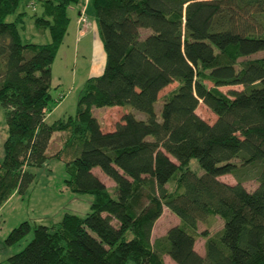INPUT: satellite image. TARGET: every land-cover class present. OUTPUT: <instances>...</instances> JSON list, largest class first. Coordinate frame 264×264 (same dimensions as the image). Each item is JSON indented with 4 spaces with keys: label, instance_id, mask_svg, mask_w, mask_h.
I'll use <instances>...</instances> for the list:
<instances>
[{
    "label": "trees",
    "instance_id": "16d2710c",
    "mask_svg": "<svg viewBox=\"0 0 264 264\" xmlns=\"http://www.w3.org/2000/svg\"><path fill=\"white\" fill-rule=\"evenodd\" d=\"M80 1L43 0L31 17L51 41L37 43L23 38L22 0H0V104L8 126L0 208L24 195L34 168L52 157L65 161L72 192L93 196L84 217L67 212L58 222L15 226L7 246L32 231L33 238L0 264H165L164 254L176 264H264V0H91L104 70L85 81L75 114L48 123L58 103L52 66L69 8ZM142 30L150 32L142 37ZM174 82L159 116L160 92ZM234 85L243 88L221 90ZM200 103L214 122L197 113ZM108 106L147 117L125 111L105 131L93 108ZM55 132L66 134L48 155ZM193 159L203 173L191 167ZM95 168L115 182L116 196ZM251 180L256 186L248 189ZM164 207L180 222L152 242ZM209 215L224 224L214 235L202 232V255L195 245Z\"/></svg>",
    "mask_w": 264,
    "mask_h": 264
},
{
    "label": "rangeland",
    "instance_id": "374dc122",
    "mask_svg": "<svg viewBox=\"0 0 264 264\" xmlns=\"http://www.w3.org/2000/svg\"><path fill=\"white\" fill-rule=\"evenodd\" d=\"M43 0H22L19 10H25L28 13L26 18V28L22 30L23 38L37 43H45L51 41L49 31L45 34L41 33L35 23L34 14H40L42 12ZM89 10L86 12L88 15V21L94 19V9L92 7L91 0H89ZM79 7L71 5L69 8V15L72 19H75L77 8ZM84 10V8L82 9ZM81 13V12H80ZM15 14H11L7 17L8 21L15 19ZM80 20V18H79ZM93 28H89L81 37V41L78 42L77 35L73 31H69L66 39L64 40L59 56L53 65V83L52 94L58 99L60 96L61 105L55 108L57 102L53 103L48 111L46 120L48 123H52L61 117H66L69 114H75L77 110L78 95L83 87L84 81L91 77L89 74L91 66L95 63V68L101 67L102 64L105 67L104 56L101 48H97L96 51V39L97 34H94ZM150 31L142 30V37L146 36ZM194 37H201L197 32H194ZM173 45L177 43H172ZM262 54V53H261ZM259 54V55H261ZM106 61V59H105ZM104 70V69H103ZM75 74L77 79H74L72 83V74ZM95 75V74H93ZM76 81V83H75ZM178 86V82H174L168 85L160 92V98L155 104L156 111L160 116L161 108L163 104L164 96L172 89ZM241 85L223 86L221 90L228 92L230 89H241ZM125 111H132L136 113L137 117L146 118L147 115L133 107L127 106H112V107H94L93 113L102 123L105 131L112 130L124 114ZM197 113L208 122H214L216 115L203 103L197 108ZM66 132H55L52 136L49 148L47 150L48 155L55 154L61 146V137ZM8 136V126L6 123V116L3 107L0 104V157L4 154V141ZM65 159L66 156L64 155ZM191 167L197 169L199 173H203V170L199 166L197 160L193 159ZM36 172V179L29 187L24 195H14L12 199L5 204L0 210V225L3 230H6V235L3 238V247H1L0 255H4L5 262L10 255L21 251L27 243L33 238V231L30 232L25 238L13 246H7L5 239L8 233L24 220H30L32 224H50L58 222L62 219L65 213H74L80 216H86L91 211V203L93 201L92 194L89 193H74L65 184L66 170L65 161L52 157L48 160L44 167L34 168ZM94 172L98 175L103 174L99 168H95ZM105 175V174H103ZM101 175V176H103ZM109 181V187L112 194H115V188H113V180L106 177ZM220 179L235 183L236 180L231 175H223ZM248 189H253L256 186L254 180L247 181L245 183ZM180 220L177 215L169 211L164 207L162 216L156 221L152 231V242L156 238L164 236L168 229L174 225L179 224ZM224 221L215 215H209L206 220L199 223L198 235L196 241V249L202 255H205L204 244L205 238L202 236V232L206 231L209 235H214L223 227ZM165 264H176L168 254L163 255Z\"/></svg>",
    "mask_w": 264,
    "mask_h": 264
},
{
    "label": "crops",
    "instance_id": "0c3cea01",
    "mask_svg": "<svg viewBox=\"0 0 264 264\" xmlns=\"http://www.w3.org/2000/svg\"><path fill=\"white\" fill-rule=\"evenodd\" d=\"M89 0H81L78 4H76V6H78L79 5V7L77 8V12H76V14H75V19H72L71 18V23H70V26H69V30H68V33L67 34H69V31H74L75 33H76V35H77V41L78 42H80L81 41V39H80V37L91 27V28H93V30L96 32V34H97V39H96V51H97V48L99 49V46H100V48H101V51H102V54H103V56H104V61L103 62H105V59H106V57H105V51H104V47H103V42H102V40H101V37H100V34H99V28H98V24H97V21H96V18H95V16H94V19L92 20V21H88L89 19L87 18V22L84 24V25H82V24H79V22H78V20H79V17H80V12L82 11V9L84 8L87 12H88V10H89ZM88 7V8H87ZM88 10H87V9ZM94 15V14H93ZM88 16V15H87ZM95 32H94V34H95ZM67 36V35H66ZM65 39H66V37H65ZM62 47V46H61ZM61 47H60V50H59V52H58V55H57V57L59 56V53H60V51H61ZM99 51H100V49H99ZM100 51V52H101ZM57 57H56V59H57ZM56 59H55V61H54V63H53V65L55 64V62H56ZM103 69H104V66H103V64H102V66L101 67H97V68H95V63L91 66V68H90V70H89V74H91L92 73V75L91 76H97V75H100L102 72H103ZM52 74H53V66H52ZM93 74H95V75H93ZM89 78V77H88ZM87 78V79H88ZM74 79L76 80L77 79V77L75 76V74L73 73L72 74V83H74ZM86 79V80H87ZM85 80V81H86ZM84 81V82H85ZM52 83H53V80H52ZM75 83H76V81H75ZM84 84V83H83ZM62 97L60 96V98H59V101H58V103L56 104V106H55V108H57V107H59L61 104V101H60V99H61ZM58 100V99H57ZM118 122V121H117ZM115 127V126H114ZM114 129V128H113ZM102 173V172H101ZM101 175H103V174H100L99 175V177L105 182V184L108 186L109 185V181L107 180V178L106 177H108L107 175H103V176H101ZM113 188H114V186H115V182L113 181ZM109 187V186H108ZM111 188V187H110ZM14 195H20V194H18V193H16V194H14ZM14 195L12 196V197H14ZM12 197L5 203V204H7L11 199H12ZM5 204L3 205V207L5 206ZM2 208H0V210H1ZM0 223H1V221H0ZM5 235H6V230H3L2 229V226L0 225V249H1V247H3V243H2V241H4L3 240V238L5 237ZM204 250H205V248H204ZM0 252H2L1 250H0ZM5 256L6 255H4L3 257H1V255H0V262H4L5 260L3 259V258H5Z\"/></svg>",
    "mask_w": 264,
    "mask_h": 264
},
{
    "label": "built area",
    "instance_id": "2783aa9c",
    "mask_svg": "<svg viewBox=\"0 0 264 264\" xmlns=\"http://www.w3.org/2000/svg\"><path fill=\"white\" fill-rule=\"evenodd\" d=\"M79 18H80V20H78L79 24L84 25L87 22V16L85 14V9L81 11Z\"/></svg>",
    "mask_w": 264,
    "mask_h": 264
}]
</instances>
